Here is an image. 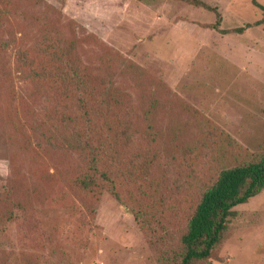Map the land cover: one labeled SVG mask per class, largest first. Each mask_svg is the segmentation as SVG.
<instances>
[{
    "label": "rangeland",
    "instance_id": "374dc122",
    "mask_svg": "<svg viewBox=\"0 0 264 264\" xmlns=\"http://www.w3.org/2000/svg\"><path fill=\"white\" fill-rule=\"evenodd\" d=\"M36 1L60 13L46 26L78 40L84 70L124 96L116 115L99 119L127 125L123 164L99 163L107 179L93 173L92 195L70 186L92 173L87 157L53 140L80 135L78 119L58 121L67 101L16 62L42 36L30 21ZM203 1L227 34L211 29L214 14L177 0H13L0 23V264L174 262L203 191L221 170L264 153L262 12L251 0ZM235 211L229 238L199 264H264V191Z\"/></svg>",
    "mask_w": 264,
    "mask_h": 264
},
{
    "label": "trees",
    "instance_id": "16d2710c",
    "mask_svg": "<svg viewBox=\"0 0 264 264\" xmlns=\"http://www.w3.org/2000/svg\"><path fill=\"white\" fill-rule=\"evenodd\" d=\"M27 1L29 0H23L24 4ZM177 1L214 14L216 21L211 29L219 31L217 29L219 13L215 8L203 0ZM12 3L13 0H0V23L7 18L8 12L15 8ZM251 4L262 12V19L256 25H264V7L256 0H251ZM35 6L37 10L31 15L30 21L38 26L39 32L42 33L41 39L29 49L18 50L16 62L25 71L27 80L52 93L58 103L63 99L67 101L66 106H61L59 111L53 113V115L58 114L59 117L54 116L58 121L64 123L78 119L82 128L80 135L77 133L72 136L73 139L68 140L70 143L58 137H54L53 140L56 144L59 143V146L65 144L87 157L92 173H84L73 178L70 186L80 196L92 195L97 187V184L94 186L93 173L94 176L99 175L100 178L107 179L106 173L99 172L97 165L103 163L113 168L115 165L123 164L120 154L122 148L129 143L125 137L127 125L123 126L122 131H116L114 125L100 126L102 122L99 119L109 114L116 115L115 109L119 101H124V96L117 88L103 81L104 78L101 79L98 75L84 70L75 51L78 40L72 36L59 40L55 36V30L46 26L49 22L53 25L59 23L60 13L48 5L40 6L38 1ZM240 31L239 28L233 30L234 33ZM3 32L4 30L1 34ZM219 32L228 33L225 30ZM6 45L7 42L2 41L0 37V51ZM103 55L106 65L115 61V53ZM131 67L130 63H125L126 70ZM150 102L152 103L151 100ZM42 118V124L50 121L48 116ZM138 157L135 156L134 159ZM146 162L148 159L145 157L141 161V173L138 171L140 174H146ZM128 164L133 165L132 159ZM262 191H264V153L253 162L221 170L213 184L203 191L187 219L179 240L180 251L171 259L176 261L165 264H199L208 259L212 252L229 238L227 223L236 216L234 208L246 203Z\"/></svg>",
    "mask_w": 264,
    "mask_h": 264
},
{
    "label": "crops",
    "instance_id": "0c3cea01",
    "mask_svg": "<svg viewBox=\"0 0 264 264\" xmlns=\"http://www.w3.org/2000/svg\"><path fill=\"white\" fill-rule=\"evenodd\" d=\"M235 209V208H234Z\"/></svg>",
    "mask_w": 264,
    "mask_h": 264
}]
</instances>
